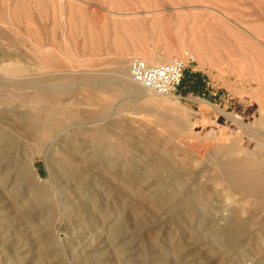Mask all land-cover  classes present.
<instances>
[{
  "label": "rangeland",
  "instance_id": "rangeland-1",
  "mask_svg": "<svg viewBox=\"0 0 264 264\" xmlns=\"http://www.w3.org/2000/svg\"><path fill=\"white\" fill-rule=\"evenodd\" d=\"M258 165L264 0H0V264H264Z\"/></svg>",
  "mask_w": 264,
  "mask_h": 264
},
{
  "label": "built area",
  "instance_id": "built-area-1",
  "mask_svg": "<svg viewBox=\"0 0 264 264\" xmlns=\"http://www.w3.org/2000/svg\"><path fill=\"white\" fill-rule=\"evenodd\" d=\"M191 56L158 66L133 59L130 66L132 82L142 90L157 96L176 97L183 82V71L193 63Z\"/></svg>",
  "mask_w": 264,
  "mask_h": 264
},
{
  "label": "bare ground",
  "instance_id": "bare-ground-1",
  "mask_svg": "<svg viewBox=\"0 0 264 264\" xmlns=\"http://www.w3.org/2000/svg\"><path fill=\"white\" fill-rule=\"evenodd\" d=\"M13 81V80H12ZM56 88V87H55ZM15 122V121H14ZM14 125H15V123H14ZM17 126V125H16ZM19 127V126H18ZM259 167L257 168V170L259 171V172H262L263 171V166H261V165H258ZM263 173V172H262ZM260 180H264V175L263 176H260Z\"/></svg>",
  "mask_w": 264,
  "mask_h": 264
}]
</instances>
